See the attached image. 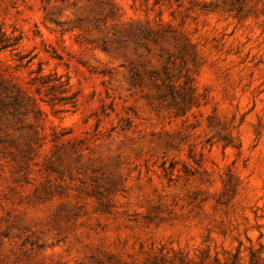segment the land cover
<instances>
[{
    "label": "rangeland",
    "instance_id": "obj_1",
    "mask_svg": "<svg viewBox=\"0 0 264 264\" xmlns=\"http://www.w3.org/2000/svg\"><path fill=\"white\" fill-rule=\"evenodd\" d=\"M0 28L37 101L0 113V264H264V0H0Z\"/></svg>",
    "mask_w": 264,
    "mask_h": 264
},
{
    "label": "trees",
    "instance_id": "obj_2",
    "mask_svg": "<svg viewBox=\"0 0 264 264\" xmlns=\"http://www.w3.org/2000/svg\"><path fill=\"white\" fill-rule=\"evenodd\" d=\"M140 33L143 34L144 40L156 45H160L164 39L161 33L150 28L140 29ZM17 43L18 41L11 43L10 38L0 28V51L12 47ZM102 49L106 52L109 51L107 46H103ZM147 49L149 51V48ZM161 50L164 51L162 47ZM163 71L166 78L162 79L160 84L158 83V79H155V90L160 99L170 98L175 102H177L178 99H181L182 104H178V111L179 109H183L186 106L192 107L195 105L196 96L195 88L192 85V80H190L188 76H186V80H183V82L180 81V78L175 79L174 76H172L169 67L167 66L163 67ZM31 85L35 86V91L38 94L41 93V88L43 87H47L48 90L54 91L57 89L60 91V93H65L68 91V89L64 87L65 85H68V82L65 85H58L51 82L47 75L41 76L38 80L32 82ZM25 100H28L30 105L34 107L37 106V101L32 95L23 93L19 88H16L15 91L9 90L8 86H6L3 82H0V113H3L4 110L8 111V108L11 106V108L14 110V116L21 114L20 110L22 108L26 109L27 107ZM177 115H179V113H177ZM233 264H238V257Z\"/></svg>",
    "mask_w": 264,
    "mask_h": 264
}]
</instances>
